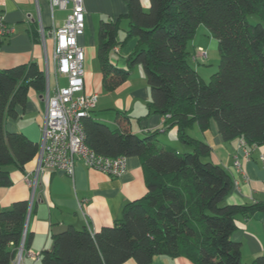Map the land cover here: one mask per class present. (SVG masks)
Returning <instances> with one entry per match:
<instances>
[{"label":"trees","instance_id":"trees-1","mask_svg":"<svg viewBox=\"0 0 264 264\" xmlns=\"http://www.w3.org/2000/svg\"><path fill=\"white\" fill-rule=\"evenodd\" d=\"M126 2L122 17L99 27L104 86L118 88L135 66H142L152 98L149 113L164 116V130L177 127L179 140L190 149L162 143L160 128L145 136L112 129L92 109L82 119L85 143L106 156H138L147 193L94 234L87 227H69L55 235L53 249L43 252L40 264H123L130 259L149 264L154 255H184L193 264H246L233 239L236 220L264 211V201L225 203L233 177L211 159L212 146L189 130L196 124L207 130L214 119L224 140L264 144V0H149L148 8L141 0ZM121 19L128 20V28L119 40ZM201 24L218 40L220 51L218 69L208 82L191 64L188 48ZM32 34L38 39L37 29ZM132 38L136 44L127 68L114 65L112 51ZM45 89V73L36 61L0 70V186L12 184L6 166L25 170L40 152L25 134L7 131L5 120L17 116L16 106L25 105L30 92L43 95ZM116 121L126 125L130 117L117 111ZM29 209V200L0 209V264L15 260ZM29 237L27 229L26 249ZM253 264H264V255Z\"/></svg>","mask_w":264,"mask_h":264},{"label":"crops","instance_id":"crops-1","mask_svg":"<svg viewBox=\"0 0 264 264\" xmlns=\"http://www.w3.org/2000/svg\"><path fill=\"white\" fill-rule=\"evenodd\" d=\"M141 1L145 8L149 7V0ZM84 2L86 25L84 34L80 37V43L86 51L84 91L87 95H98L97 105L92 113L112 129L127 128L140 136L160 128L158 138L162 143L180 151L189 150L190 147L179 140L177 127L164 130V116L149 113L152 98L142 66H135L128 80L114 90H107L104 86L101 62L99 72L91 73V67L87 66L89 55L98 56L100 24L102 21H116L122 17L128 10L126 0ZM69 12V9L58 7L52 9L50 0H0V16L14 27V32L10 35H0V70L36 61L45 73L46 56L52 57L53 54L51 30L54 26H62ZM121 26L119 40L126 36L128 20L121 19ZM42 27L46 32L45 36L41 32ZM33 28L38 30V39L32 34ZM121 31H125V36ZM135 44L136 39L132 38L125 45L116 46L111 54V62L127 68L126 59ZM51 75L54 77V86L55 75ZM62 78V85H66V77L60 79ZM16 110V117L6 118V130L21 132L41 145L45 121L44 94L30 92L27 103L17 105ZM117 111L129 115V123L120 125L116 121ZM189 132L209 143L213 149L211 159L232 175L234 185L225 203L248 205L264 201V144L244 145L241 138L224 140L214 119L210 121L209 129L202 130L196 124ZM38 161L39 154L25 165V170L16 164L6 166L10 171L12 184L0 186V209L11 207L17 200L30 202L27 250L34 255L25 256V264H40L43 252L52 250L54 226L66 225L76 229L87 227L94 234L102 227L114 224L121 218L124 206L143 197L148 190L138 156L126 157L127 171L121 175L104 173L85 165L83 161L77 163L73 177L57 170L42 171L38 175ZM28 178H36L37 183L30 184ZM236 223L238 228L233 239L241 245L244 262L253 264L256 258L264 255V211L249 218L240 215ZM123 264L139 263L130 259ZM149 264H193V261L184 255H154Z\"/></svg>","mask_w":264,"mask_h":264},{"label":"built area","instance_id":"built-area-1","mask_svg":"<svg viewBox=\"0 0 264 264\" xmlns=\"http://www.w3.org/2000/svg\"><path fill=\"white\" fill-rule=\"evenodd\" d=\"M50 4L52 9L58 7L69 9L70 12L62 26H54L51 30L54 45L52 57L46 56L45 121L37 173L57 170L73 177L77 163L83 161L85 165L104 173L121 175L127 171L125 156L102 155L85 143L82 119L96 107L98 101L97 94L87 95L84 91L86 51L80 43V37L86 25L85 2L50 0ZM13 32L14 27L0 16V35L8 36ZM41 32L43 36L46 35L43 27ZM52 73L55 75L54 86L51 82ZM61 77H66V85L60 83ZM242 144L245 145V142L242 141ZM28 181L32 185L37 183L36 178H28ZM26 232L27 228L12 264H25V256L34 255L24 246Z\"/></svg>","mask_w":264,"mask_h":264},{"label":"rangeland","instance_id":"rangeland-1","mask_svg":"<svg viewBox=\"0 0 264 264\" xmlns=\"http://www.w3.org/2000/svg\"><path fill=\"white\" fill-rule=\"evenodd\" d=\"M125 36V31H121ZM202 46V48H199ZM188 48L191 52L190 62L198 70L205 81H209L212 74L217 71L220 63V51L218 40L212 36L206 25L201 24L196 31L194 38L189 42ZM207 53V55L205 54ZM196 55L197 58L193 56ZM91 67V73L100 71V60L98 56L89 55L87 66ZM88 66V67H89ZM53 84V75H51ZM64 84V79H60Z\"/></svg>","mask_w":264,"mask_h":264},{"label":"water","instance_id":"water-1","mask_svg":"<svg viewBox=\"0 0 264 264\" xmlns=\"http://www.w3.org/2000/svg\"><path fill=\"white\" fill-rule=\"evenodd\" d=\"M30 213H31V211H29V213H28V217H27V223H26V225L28 224V220H29V218H30ZM68 229V227L66 226V225H56V226H54L53 228H52V232H53V234L54 235H57V234H59V233H62V232H64V231H66ZM54 247V246H53ZM53 247H52V249H53Z\"/></svg>","mask_w":264,"mask_h":264}]
</instances>
